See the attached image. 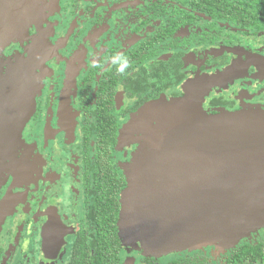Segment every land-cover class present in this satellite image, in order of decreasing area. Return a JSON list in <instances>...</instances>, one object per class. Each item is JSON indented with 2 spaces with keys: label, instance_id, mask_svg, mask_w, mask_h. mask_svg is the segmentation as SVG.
Masks as SVG:
<instances>
[{
  "label": "flooded vegetation",
  "instance_id": "1",
  "mask_svg": "<svg viewBox=\"0 0 264 264\" xmlns=\"http://www.w3.org/2000/svg\"><path fill=\"white\" fill-rule=\"evenodd\" d=\"M3 1L0 20L22 25L1 48L0 87L20 88L6 76L26 67L30 112L0 176V264H242L247 247L264 264V228L229 252L157 259L128 248L120 226L140 146L131 121L160 101L181 116L264 111V27H242L216 0Z\"/></svg>",
  "mask_w": 264,
  "mask_h": 264
},
{
  "label": "water",
  "instance_id": "2",
  "mask_svg": "<svg viewBox=\"0 0 264 264\" xmlns=\"http://www.w3.org/2000/svg\"><path fill=\"white\" fill-rule=\"evenodd\" d=\"M0 4L1 18L9 3ZM1 22L0 53L10 28L22 25ZM11 94L0 87V176L29 120L27 101ZM171 104L148 105L126 131L140 146L126 173L121 235L129 225L131 238L156 256L236 248L264 228V111L181 116Z\"/></svg>",
  "mask_w": 264,
  "mask_h": 264
},
{
  "label": "trees",
  "instance_id": "3",
  "mask_svg": "<svg viewBox=\"0 0 264 264\" xmlns=\"http://www.w3.org/2000/svg\"><path fill=\"white\" fill-rule=\"evenodd\" d=\"M215 1V0H211ZM213 8L225 12L228 18H242V27L262 30L264 27V0H216ZM242 251V264H251L246 258L251 254L249 248ZM240 257H237V260ZM233 264H237L236 261Z\"/></svg>",
  "mask_w": 264,
  "mask_h": 264
},
{
  "label": "rangeland",
  "instance_id": "4",
  "mask_svg": "<svg viewBox=\"0 0 264 264\" xmlns=\"http://www.w3.org/2000/svg\"><path fill=\"white\" fill-rule=\"evenodd\" d=\"M22 35L23 34H21V33H17V34H15L14 35V37L15 38H20V37H22ZM15 68V67H14ZM13 68V70H12V73H9V74H7V76H6V79L7 80H11V79H16V80H18L19 82H20V88H19V86L17 87V90H13L12 92L11 91H9L10 93H12L11 95H12V97H17V96H20V90H22L23 89V83L21 82V81H23V80H25L26 78H27V76H25L24 75V72L26 71V67H20V70H19V67H16L15 69ZM20 72V74L18 75V73ZM1 79L2 78H0V81H1ZM148 113V112H147ZM143 114H141L140 116H142ZM158 125V123H157V120L155 119L152 123H150V125ZM149 125V126H150ZM148 126V127H149ZM129 188V187H128ZM127 188V189H128ZM126 189V190H127ZM125 190V191H126ZM125 191H124V195H123V198H124V200H126V197H125ZM124 204H125V202H124ZM125 208V207H124ZM130 226L129 225H126L125 227H124V232H123V238H124V244L128 247V248H134L136 245H140V250H142L143 252H144V255H145V257H154V258H157V259H162V258H164V257H167V256H169V255H171V254H176V253H185V252H193V251H190V250H186V251H182V252H176V253H171V254H167V255H163V256H156V255H153V254H151L150 252H148V251H146L144 248H142V246H141V244H140V242H138V241H135V240H133L132 238H131V236H130V234H128L127 233V229L129 228ZM260 229H262V228H260ZM259 230V229H258ZM257 230V231H258ZM257 231H255V232H253V233H251V235L252 234H254V233H256ZM251 236L250 237H247V238H244V239H246V240H251ZM244 239H242V240H244ZM241 240V241H242ZM209 247H215V246H209ZM216 249H217V252H229L230 250H232V249H234V248H232V249H224V248H219V247H215ZM194 251H196V250H194Z\"/></svg>",
  "mask_w": 264,
  "mask_h": 264
},
{
  "label": "clouds",
  "instance_id": "5",
  "mask_svg": "<svg viewBox=\"0 0 264 264\" xmlns=\"http://www.w3.org/2000/svg\"><path fill=\"white\" fill-rule=\"evenodd\" d=\"M111 63L116 67L117 74H128L127 70L131 67L129 58L123 53H117L111 58Z\"/></svg>",
  "mask_w": 264,
  "mask_h": 264
}]
</instances>
